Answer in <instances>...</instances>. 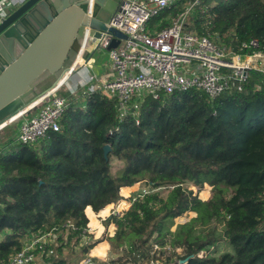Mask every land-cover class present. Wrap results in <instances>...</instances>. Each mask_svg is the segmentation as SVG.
Listing matches in <instances>:
<instances>
[{
  "label": "trees",
  "instance_id": "1",
  "mask_svg": "<svg viewBox=\"0 0 264 264\" xmlns=\"http://www.w3.org/2000/svg\"><path fill=\"white\" fill-rule=\"evenodd\" d=\"M181 4L149 29L169 27ZM189 22L232 52H250L243 45L252 40L264 44V0H201ZM85 99L39 146L12 140L3 148L0 264L44 234L56 237L37 250L45 264H79L95 247L89 222L103 228L93 211L108 215L142 181L149 192L140 190L127 211L106 220L116 225L107 240L118 257L104 264H136L134 253L148 258L153 244L164 249L165 264H264V88L255 79L214 101L195 90L148 97L138 105L139 123L133 114L121 117L117 101L98 90ZM188 184L212 196L204 200ZM220 245L228 249L218 254Z\"/></svg>",
  "mask_w": 264,
  "mask_h": 264
},
{
  "label": "built area",
  "instance_id": "2",
  "mask_svg": "<svg viewBox=\"0 0 264 264\" xmlns=\"http://www.w3.org/2000/svg\"><path fill=\"white\" fill-rule=\"evenodd\" d=\"M87 2V15L92 17L96 0ZM200 2L121 0L107 23L109 27L126 35L116 48L109 50L114 76L104 82L94 74L89 76L90 81L100 83L98 87L103 96L117 101L121 117L133 114L139 123L138 103L142 104L148 97L159 100L163 95L195 90L205 93L214 101L227 93L244 92L251 79L257 82V90L264 88V44L252 40L243 45L250 52L237 53L198 34L189 27V20L191 12ZM178 3H182L183 10L172 24L152 32L149 29L151 21ZM10 13L9 0H0V21ZM89 32L90 28H86V38ZM113 39L114 36L103 33L95 45L100 49H108ZM69 76L67 74L55 88L20 110L4 126L20 121L17 143L34 147L50 133L61 130V121L70 103L60 91ZM2 154L3 148L0 147V156ZM148 192L144 189L142 195ZM123 212L118 208L112 209L108 216H121ZM83 233L81 241L86 242V234H93L92 227L88 225L86 234ZM55 239L52 234H44L26 242L8 264H37L40 253ZM152 247L153 254L150 253L148 258H144L139 251L134 253L141 259L136 264H160L158 257L164 249L158 244ZM37 250L41 252L37 253ZM53 252V249L48 248L47 256ZM199 256L202 257L203 253ZM80 264L98 263L93 256L88 255Z\"/></svg>",
  "mask_w": 264,
  "mask_h": 264
},
{
  "label": "water",
  "instance_id": "3",
  "mask_svg": "<svg viewBox=\"0 0 264 264\" xmlns=\"http://www.w3.org/2000/svg\"><path fill=\"white\" fill-rule=\"evenodd\" d=\"M120 2L96 0L89 17L87 0H25L0 21V129L89 61L103 33L114 36L108 50L126 38L107 24Z\"/></svg>",
  "mask_w": 264,
  "mask_h": 264
},
{
  "label": "rangeland",
  "instance_id": "4",
  "mask_svg": "<svg viewBox=\"0 0 264 264\" xmlns=\"http://www.w3.org/2000/svg\"><path fill=\"white\" fill-rule=\"evenodd\" d=\"M89 76H90V74L87 75V72H85L84 68L77 67L75 72H73V74L70 76V78H68V80L64 83L63 87L61 88L60 93L63 96H65L66 93L68 94V98L71 99L70 106H71V104H73L74 107L77 106V105L84 106L85 105V101H86V99H85L86 95L85 94L87 92H89V90H91V89L98 88L97 81H95V80L90 81L89 80ZM256 87H257V82H255V88ZM138 105H139V103H138ZM18 123H20V121L15 122L13 124L17 125ZM13 124H11V125H13ZM1 136H2V134H0V137ZM145 184H146V182L142 181V182L137 183V184L134 185V186L138 185L137 188L138 187L139 188H138V190H137V188L135 190H132L133 192L131 191V194L128 196L129 199H127V203L129 205H130V200H131L132 196H135V194H137L140 190H142V192H143L144 189L148 190V187ZM134 186H132V187H134ZM186 187L190 191H193L194 194L199 195L200 198H202L204 200H207V199H209L212 196V191L210 190V188L206 187V188L200 189L195 184H188ZM121 197H122V200H123V196H121ZM120 202L121 201L119 200L116 204H113V206L117 205ZM129 208H130V206L127 207V208H123V209H124V211H126ZM94 214H96V216H97L96 220L98 221V223L103 228H102V231L99 233V226H91V224L89 222L90 227H92V229H93L91 242L95 243V247L93 249H91L89 255L93 256L95 261L98 264H104V263H107V262L110 263L111 261L115 260L118 257L117 252H113L111 250V245H110V243L107 240L108 237H111V236L114 235V233L116 231V225L114 223L106 225V222H107L106 220L110 217V216H108L110 214H108V215H106L104 217L101 216L99 212L98 213H94ZM189 217H190V215L187 214V215L183 216L182 218L178 219L177 223H184V222H186L188 220ZM90 221H91V219H90ZM104 242L109 244V246L107 244L108 247L106 249L103 248L102 245H99V244L104 243ZM98 245H99V247L96 248ZM217 249H218L217 250L218 254L219 253L221 254V253L225 252L228 249V247H227V245H220V247L217 248ZM146 253H144V257H145ZM149 253L153 254L152 250ZM150 256H152V255H150ZM159 258H160V261H159L160 264H165L164 261L161 258V255H159L158 259ZM176 259H177L178 264L182 263L181 260H179L178 258H176ZM38 260L39 261H37V264H45V261H43V257L41 256V254L39 255ZM81 262H82V260L80 261V263Z\"/></svg>",
  "mask_w": 264,
  "mask_h": 264
},
{
  "label": "crops",
  "instance_id": "5",
  "mask_svg": "<svg viewBox=\"0 0 264 264\" xmlns=\"http://www.w3.org/2000/svg\"><path fill=\"white\" fill-rule=\"evenodd\" d=\"M24 1L25 0H9V12H12L17 7V5H20ZM66 56L67 55L65 54L64 58ZM64 58H63L62 61H64ZM78 67L84 68L85 72H87V75L88 74H91V73L94 74V75H96L100 79V81H102V82L109 81L114 76V69H113V66H112V62H111V60L109 58V50L108 49H100V50H98V52L89 61H86V62L80 61ZM57 73H58V71H57ZM54 75H56V73ZM71 75L72 74H70V76ZM70 76H69V78H70ZM55 78L56 77H54V79ZM54 79H52V82H53ZM50 84H51V82H50ZM97 84L100 85L99 82H97ZM95 90H98L99 91V87L89 90V92H87L86 94H90L91 92H93ZM66 94H65L64 97H66L67 100L69 101V103H71V99H69L68 98V94L67 95ZM77 106H79V105H77ZM77 106L74 107V105L71 104V106L69 107V109L72 108V107L73 108H76ZM19 126H20V123H18L17 125H15V124L8 125V126L2 128L0 130V134H2V136L0 137V147L4 148V147H6V145L10 141H12V140H15L16 141V137H17V134H18V131H19ZM126 188H132V187H126ZM138 188H137V190H138ZM130 194H131V191H130L129 195ZM121 196H123V195H121ZM127 199H129V197H124L123 196V200H120V201L127 202ZM118 204L117 205H114L112 209L118 208L119 210H124V209L119 208L118 207ZM129 206H131V205H129ZM91 209H92V207H91ZM110 212H109V214H110ZM93 213H95V212L93 211ZM87 216H88V218L90 220V217H89L88 214H87ZM108 246H109V244H108Z\"/></svg>",
  "mask_w": 264,
  "mask_h": 264
},
{
  "label": "bare ground",
  "instance_id": "6",
  "mask_svg": "<svg viewBox=\"0 0 264 264\" xmlns=\"http://www.w3.org/2000/svg\"><path fill=\"white\" fill-rule=\"evenodd\" d=\"M129 206V204L127 202H124V201H121L119 204H118V207L123 209V208H127Z\"/></svg>",
  "mask_w": 264,
  "mask_h": 264
}]
</instances>
